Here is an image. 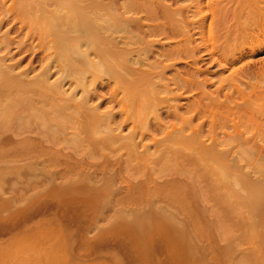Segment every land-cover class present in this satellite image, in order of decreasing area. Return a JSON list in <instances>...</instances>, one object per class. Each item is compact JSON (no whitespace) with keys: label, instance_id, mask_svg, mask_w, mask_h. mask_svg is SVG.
<instances>
[{"label":"bare ground","instance_id":"bare-ground-1","mask_svg":"<svg viewBox=\"0 0 264 264\" xmlns=\"http://www.w3.org/2000/svg\"><path fill=\"white\" fill-rule=\"evenodd\" d=\"M202 1L203 0H195V2H197L196 4H197L198 11H193V12H196L195 15H198L199 18H201V19L199 20L198 18H195L198 20H195V19L192 20V18H191V20H190V17H189V15L187 16V13L189 12L191 5L188 3L190 6L189 5L186 6V4H185V6H180V4H178V0H0V163H2L3 167L5 164H8L9 162L11 164H13V163L15 164V162H16L15 159H17V158H12V157H13V155L16 154V150H20L17 157H20L21 161L23 160L25 162L28 159V164L26 162V165L23 163L22 166L21 165L19 166L20 168L22 167L21 171H23V168H24L23 165L29 166L32 163L31 164V167H33V170L31 168L32 172L35 170H41L43 173V172H45L46 168H44L45 164L43 165L42 162L45 163V161H50L53 157H56V156L58 157L59 155L60 156L62 155V158L65 157V160L67 159L66 157H68V159L70 158L68 160L69 161L68 166H70L69 163L71 164V160H72L71 158L76 159L77 162H80L81 165H83L82 160H84L85 158L83 159L82 156L85 155V153H83V155H81V159H80V155H78V158L75 157L78 153H80L78 150H77L78 153L75 154V151L73 149V153H74L73 154L71 152H67V148H65V150H66V152H65L63 150L64 148L63 149L60 148L61 145L58 147L61 140L63 141L65 139H67V140L69 139V135H71V138H72L71 142L74 138L75 143L77 141V143H76L77 145L82 140V142H84V143L86 142L85 147L87 145V147H86L87 149L89 147L88 145H91L93 148H96L97 152L94 149L91 151L92 157L89 154H86V157L90 156V162H89L90 165L92 164L91 158L93 159V152L94 151L97 154H100L101 153L100 148H102V147L107 148L108 147L106 149L108 151L110 149L109 148L110 145H112V146L114 145V148H115L119 144L118 148L120 151L117 148L113 149V147L111 146L112 147L111 152L114 150H118V152L115 153V155H117L119 152H121V150L124 149L126 152L125 155L127 154L126 155L127 157L125 156V158H127L128 162H130V163L135 162V165L138 163V165L140 164V166H141V162H142V165H143V163H145L144 165L146 168L148 166L146 164L149 161V158L151 157V159H152V155H153V157L154 156L157 157V155L159 154L160 156L157 157V160L155 159V157L152 159V160L155 159L154 160L155 162L157 161L156 164L158 165V168L161 165L160 169L162 170V168H163V171H165L164 166L167 167L170 165L169 168H172L171 170H173V174H172V172L170 174L171 176L167 174V176H170V178L164 177L165 179H163L161 177V179L158 178V181H157V179L153 178V176H152L153 174L150 172V170H149L150 173L147 172V174L149 175L148 178H145V177L142 178L140 176V178H142L143 180L138 181L139 177L137 176L138 182L135 184H133V183L131 184L137 188L136 189L133 188L132 190L138 189L142 193L145 192V194H147V196H149V198H147L148 203L151 199H154V197L156 198L157 196H160V198L162 196L161 199L163 201H165L163 203L164 204L167 203V205L168 206L170 205V207L174 206V205H175V207H177L180 204V202L182 205V203H183L182 200L186 199L185 201H187L188 198L189 199L192 198V200L191 201L189 200V201L193 204V202H192L194 199L193 197L194 196L198 197V195H199V197H198V200H199L200 199V192L197 195L193 190H189V188L186 189L185 191L183 190V192H181L182 188L180 189V186L184 185L185 181L189 182V185L191 183L190 181H191L192 176H190V174H189L190 181H188L189 180L188 178L185 179L187 173H189V169L187 167H190V166L193 167L194 166V168L196 170L198 166L201 169L202 166L204 165L203 170L207 171V172L206 173L203 172V175H204V173L209 175L208 176L209 181H207V179H206V181L205 180L204 181L208 183L207 184V186H208L209 182H211L210 181V177H211L214 192H216V191L218 192L219 190L221 191L220 192V198L222 200V198L225 197L224 198L225 202H227V200H228V202L230 201V204H232V206L230 205V209H232L234 206L235 210L238 211V209H239V212H240V209L242 210L244 208V207L241 208L242 206L239 208L237 207V206H240V204L238 205V203L240 201L241 205L245 206V210H244L245 214H247L249 211V214L250 213H252V214L256 213V215H260L261 219H259V220H262V217H263L262 223L264 224V196L262 195V194H264L262 192V186L263 185L259 186L258 185L259 182L258 183L253 182L252 181V179H254V178H252L253 176L251 177L252 179L248 178L251 174L248 173L249 171L246 173L247 169H244L245 163H246L247 167H249L250 164L253 163V161H254L253 157L257 156L259 158V157L264 156L263 144L261 146L258 145L256 143V140L254 139L255 134L250 135L251 134L250 129L252 130L251 127L256 126V129H258L257 126H260V127L262 126V128L264 127V115L261 113L262 111H264L263 110L264 108L261 107L258 110V108L254 107V105H256V102L258 100L257 99H255V100L251 99L248 93L247 94H248L249 98H247L246 93L244 95V90L242 88H240L239 84L237 83V80L240 81V79H239L240 77L237 76L238 74L235 75V77L237 76L238 79L237 78L234 79L235 77H233L235 72H238V69H237V71H234L233 75H232V71H233V69H232L231 72H229L230 76L228 75L227 77L223 78L224 80L222 79L223 82H221L222 81L221 78H219V76L216 75L218 78V81H220V83L216 86H215V84H212V82H210L211 78H209V76L217 70L216 69L215 71H212V73H211L212 63L216 62L219 64L220 67L222 66V68L223 67L225 68V66H227L226 64H228L229 62L227 59H224L222 57H225L227 55L228 50L226 52V49H225V55H224V52H223V54L221 52V55H223V56L220 55V52L218 55V52L216 53V51H218L219 49H220L219 51H222L224 49V47L222 45L223 48L221 50V48H219L218 45H220V43L222 44V42L220 41V43H219L217 41L218 42V45H217L218 49H216V46L214 45L215 43L213 44L214 41L212 40L213 41V42L211 41L212 43L209 42L211 44L210 46L212 47V48H210L211 50H209V52H210L209 56L210 57L205 58V56L203 55V51L204 50L208 51L207 48L209 49L210 46L208 47V45L204 44V42L196 43V41H195L196 39L194 37L195 34L193 33L194 29L196 27H199L200 28V30H199L200 34L203 35L202 32L204 30V25L207 24V22H206L207 20L205 21L206 17L205 16L200 17L201 16L200 14L202 12V10H201ZM247 1L239 2L237 5H232L230 3L232 6L229 7V10H231V12H233L232 9L234 11L239 10L241 12H244V11L247 12L248 11V13H249V11L250 12H254V11L259 12L260 11L259 12L260 14L262 13L261 11H264V4H263L264 0H262V1L259 0L262 3L257 2L258 0L248 1V2ZM180 2L182 3V1H180ZM188 2L191 3V1H188ZM227 2H229V1H227ZM224 3L222 5V0H220V2H218V5L220 6L219 11L225 12V10H226L228 12L229 10L226 9L228 7L227 3L226 4H224ZM191 4H193V3H191ZM233 4H234V2H233ZM211 5H213V4H211ZM194 6H195V4H194ZM234 6H236V7H234ZM207 7H208V5H207ZM214 7H216V9L218 8L216 5ZM190 10H192V9H190ZM213 10L214 9L212 8L213 18L218 19V23H219V24H217V25H219L218 28L219 29L221 28L220 30L222 31V34L224 35L225 42L228 43L227 38L232 33V27L233 28H238V27H234L235 24H233L232 22H231L232 24H230V23L227 24L229 21H228L226 15H229L231 13L226 14V15L224 13L225 16L222 17V15H221V17H222L221 18V17L217 16V14L220 15V13H218L217 10L216 11H213ZM210 11H208V12H210ZM195 15H194V17H196ZM202 15H203V13H202ZM235 15H237V13ZM256 15L257 14L255 13V16ZM179 16L181 18H179ZM230 18H229V20H230ZM253 19H254V17H253ZM211 20H212V18H211ZM236 20L238 21V19H236ZM251 20H252V18H251ZM251 20L247 21V22L252 23ZM230 21H232V20H230ZM247 22H244V28H245V25ZM256 22H257V20H256ZM173 23H175V25H173ZM259 23H260V21H259ZM252 25H254V24H252ZM175 27L180 28V32L182 31V33H183V36L181 35L182 38H180L181 40L180 41L176 40V41H178L176 45H172V43H171L172 41L170 42V41L165 40L167 42H165V41L163 42L161 39L151 38V37H155V36L157 37V35L160 34V36L163 35V37L170 40L176 36V32H175L176 30H174ZM252 27L253 26H251V28ZM246 28H248V27H246ZM209 31H210V29H209ZM240 31H242V34H243V28H242V30L240 29L238 31L240 34H238V32H237V35H240V37L236 36L238 38H241V32ZM180 32L178 33V38H179ZM211 32H212V30H211ZM246 32L247 31L244 30V35H246ZM216 33L218 34L219 31L217 30ZM254 33H256V31ZM212 34H213V32H212ZM222 34H221V36L223 37ZM262 34H264V33H262ZM214 35H213V37H214ZM232 35L234 37V32L232 33ZM251 35H252V33H251ZM247 36H249V34H247ZM199 37H201V36H199ZM202 37H204V36H202ZM236 37L232 38V39L236 40ZM254 37L255 36H253V38L250 40L248 37V40H249L248 42L250 44L249 50H251V51L255 49L254 48L255 42L252 41L254 39ZM183 39L186 42L185 43L186 48L183 49L184 48V46H183L182 50L183 51L186 49L187 50H186L185 54L183 52V57H182V54L180 53L181 48L179 49V46H180L179 44L182 43ZM226 39H227V41H226ZM242 39H240L239 43H241ZM244 39H246V37ZM244 39H243V41H244ZM218 40H219V38H218ZM230 40L231 39L229 38V41ZM207 41H209V40L207 39ZM236 41L238 42V40H236ZM250 41H252V42H250ZM262 41L260 43H262ZM169 42L171 43V45L169 44ZM166 43H168V45ZM205 43H206V41H205ZM244 43H245V41H244ZM159 44L164 47V49H163V47H161L162 51H161V49H159L160 51H158V47L156 48V46ZM165 44L167 47H165ZM15 45H16V48L14 47ZM235 45H238V43ZM241 45H243V43L240 44V47H241ZM227 46L228 45H226V47ZM220 47H221V45H220ZM231 47H232V45H231ZM244 47L245 46H243V48L241 47V49H238V52H237L238 57L234 54L235 48L233 50V47H232V50H233L232 54L234 57L236 56L235 59L237 58V60H238V59L244 58V56L247 52ZM230 49H229V52H230ZM205 51H204V54H205ZM3 52H4V55H3ZM163 52H164V55L160 54ZM1 53H2V55H1ZM18 53L20 54V56H18ZM158 55H163V56L167 57L170 60V62L167 63L169 60L166 59V61H165L166 63H164L162 61V59L158 58ZM17 56H18V58H17ZM163 56H162V58H163ZM14 59H16V63H18V64H19V62L21 64V61L28 59L29 65H30V66L29 65L28 66L32 69L29 70V68L25 67L26 70L24 72H22L23 69H20V70L18 69L19 71L16 72L15 67H17V64L14 62H11L10 64H8L9 63L8 61H10V60L13 61ZM226 60H227V62H226ZM232 60L235 61L233 58H232ZM232 60H231V63L233 62ZM6 61H7V63H5ZM36 61L38 63H40V65H41V69L39 67L40 70L36 69L38 72H35L36 67L33 66L34 65L33 63H35ZM179 62L180 63L183 62V64H184L183 67H180V68L176 67V64H178ZM223 63H225V64H223ZM25 65H27V64H25ZM242 66H244V65H242ZM19 67H20V65H19ZM14 68H15V70H14ZM238 68H240V66ZM33 70H35V71H33ZM235 70H236V68H235ZM240 70L242 71V69H240ZM30 71H31V76L28 77V73H30ZM32 71H33V75H32ZM169 72L171 73V76L168 75ZM251 72H252V70H251ZM53 74L57 75L55 77L56 79L54 78V79H52L53 81H50L51 79L49 77ZM239 74H240V72H239ZM231 75L233 78H231ZM243 75H244V71H243ZM173 76L176 78L174 79ZM99 80L101 81V87H99V84H98ZM176 80H177V82L175 85H177L178 88L175 89L173 86V83ZM224 81L226 82V84ZM243 81L242 80L240 81V86H241V82H243ZM67 82L68 83L70 82L69 86L71 87L70 88L71 92L67 91L68 93L66 92V89L64 88V85ZM215 83H216V80H215ZM242 85H244V84H242ZM105 87L108 88V91L103 92L102 90H100V88L105 89ZM231 88L234 91H232ZM257 88H258V86L256 87V93H257ZM259 88H258V90H259ZM70 89H69V91H70ZM78 89L81 92L80 96H78V94H76V92L78 93V91H76ZM177 89L179 92L177 91ZM247 89L249 92V86ZM250 89H252V87ZM241 90H243V92ZM262 90L263 89H261V92H258L259 96L253 90V93H254L253 95L254 96L256 95L257 98L261 97L264 94V92ZM235 91H237L238 93L235 94L234 93ZM245 91H246V89H245ZM164 92H166V94L168 96H169V94H172V95L169 97L165 96L164 100H163V96L161 97V93L163 94ZM190 92H192V94H191L192 96L187 95L188 93L190 94ZM121 93H123V96L120 97ZM260 93L261 94L263 93V94L261 95ZM250 95L253 96L252 91H251ZM158 96L162 98V101L167 102V104H166L167 109H166V113L164 116L163 115L160 116V114L159 115L155 114V115H157L156 117L154 116L156 119L155 123L153 122L154 124H151V123H149V121H150L149 117L147 116L148 119L145 117L151 110H153V111H151V114H152V112H155V111L159 113V111H157V107H159L161 100L158 103V101L160 99V98H158ZM190 96H191V98H190ZM125 97L128 99V102H129L128 104H126L124 101ZM182 97H184L185 99H186V97L190 98V102H188L187 100H186L187 102H184V103H187L189 105L187 107V105L185 104L187 108L184 107V105H182L183 103L182 104L178 103V100H180V98H181V100L183 99ZM172 98L177 99V100L174 99V101H176V102H174V104L176 106L174 104L172 105V103L169 102V101H172ZM189 98H188V100H189ZM252 101L253 102L256 101V102L253 103ZM103 104H107L106 105L107 107L106 108L103 107V110H101V107L103 106ZM160 105H162V103ZM249 106L251 108L257 109L258 111H261L260 112L261 115H259V113H258L259 116L257 114L255 115L254 113H257V112H254V111L252 112L251 109H249ZM182 108L187 109L188 112L186 114H183L184 111L182 112V110H181ZM117 113H118V115H117ZM126 126L128 129H130V128L131 129L128 131V134H127V132L125 134H122V131H120V129L122 128L121 130H123V128H126ZM141 126H143L144 128ZM139 128H141V129H139ZM253 132H254V128H253ZM256 132H257V130H256ZM139 134H140V137L138 139ZM78 139H79V141H78ZM56 142H58V143H56ZM64 143H63V145H64ZM60 144H62V143H60ZM69 146L74 147V145H69ZM75 147L77 148V146H75ZM85 147H83V144H81L82 150L81 149L80 150L83 152ZM90 147H89V149H90ZM76 148H75V150H76ZM79 148L80 147L78 146L77 149H79ZM98 148H99V150H97ZM22 149H25V150H23V152L25 151L23 154L21 151ZM34 152H35V155L33 154ZM82 152H81V154H82ZM109 152H110V150H109ZM102 154H105V153L102 152ZM102 154H101V157H102ZM26 155L28 157H30L31 155H33V156L30 159L28 157L26 159ZM119 156H121V155H119ZM21 157H22V159H21ZM103 158H104V156H103ZM117 158H118V156H117ZM11 159H12V162H11ZM115 159H113V160L115 161ZM85 160L87 161V160H89V158H86ZM127 160L125 159V162H127ZM158 160L160 163L158 162ZM55 161H56V159H55ZM76 161H74V163H76ZM107 161H108V159H107ZM121 161H123L122 156H121V160L119 159V162H118L119 164L117 166L121 165V163H122ZM242 161L244 162V165L240 164ZM39 162H41L43 165L41 169H40L41 164H39ZM258 162L259 161H257V164H255V161L253 163V165H256L257 168H258ZM49 163H48V165L46 164V167L49 166ZM80 163H78V164L76 163L77 166ZM97 163L99 166L100 162H97ZM109 163H110V160H109ZM112 163H111V165H112ZM152 163H153V161H152ZM50 164H53L52 161ZM58 164H57V166H58ZM93 164H94V161H93ZM37 165H39L40 167H37ZM54 165H56V163ZM87 165H88V162H87ZM87 165H85L84 167H86ZM90 165H88V166H90ZM122 165H123V163H122ZM122 165L119 168H120V170L122 168V171L124 173ZM171 165H174L177 168H173V166L171 167ZM195 165H196V167H195ZM253 165H252V167H253ZM260 165H261V163H259V166ZM10 166H12L13 171H14V167H15V171L17 170V168H19L18 165H16V166L10 165ZM35 166L37 169L35 168ZM50 166H53V165H50ZM117 166H112V167L117 168ZM126 166L128 167V164H126ZM126 166H125V169H126ZM130 166H131V169L136 168V166L132 167L133 165H131V164H130ZM72 167H74V166H72ZM72 167L70 166V168H67V165H66V168L63 166L62 167L63 169H62L60 166L58 168L60 170H56V168L54 169V167L53 168L50 167L51 169H48V172H49V170H52V169H54L55 172H53V170H52L48 174L47 173H43V174H46L47 176H50V174H51V176L49 177V178H51L50 179L51 183H54V178L56 176L60 177L63 175L65 177V178H63L64 180L65 179L67 180V177L70 178V181H69L70 184L69 185H68V182L65 180V183L68 186L65 184L66 186L64 185L65 186L64 188L69 189V187L71 186L69 191L71 190V192H72V190H73L72 193H74V191L76 192L78 190L80 193L78 195L80 196L81 194H83L84 189L82 192H80L79 189L75 190V188H77V187H75V185H74V187H72L73 186L72 182L73 183L75 182V184H76V182H78L79 179H76V180L73 179V180H75V181H73V180H71V178H73V177L77 178V175L73 176V174H76V173L78 174L79 171L81 172V169L83 167L80 166L81 168L79 170L75 165L76 170L74 167V169H72V171H71L70 169ZM103 167L106 169V164ZM141 167H143V166H141ZM154 167L157 168L156 165H154ZM1 168H2V166H1ZM12 168H11V170H12ZM149 168L151 169V166ZM158 168H157V170H158ZM87 169H88V167H87ZM92 169H94V167ZM105 169H104V171L106 172ZM136 169L138 170V166ZM261 169H262V166H261ZM2 170H3V168L0 171L1 175H2L1 172H3V171L5 172V170H3V171ZM8 170H10V167ZM19 170H17L18 173H19ZM95 170H93V172H95ZM110 170L113 171L114 169H110ZM183 170H185V172H187V173L185 174ZM191 170H192V168H191ZM203 170L201 169L200 172L195 173L196 176L197 177L200 176V178H201V174H202ZM255 170H256V172L258 171L256 168H255ZM13 171L12 172L8 171V172H11L14 174L15 171L14 172ZM73 171H74V173H73ZM85 171H84V173H85ZM117 172H118L117 174L121 175L119 173V171H117ZM25 173H26V171H25ZM25 173L23 171V174H25ZM29 173L31 174V172H29ZM29 173H28V176H29ZM42 173L40 172L41 175H42ZM58 173H60V174H58ZM84 173H83V176H84L83 180H85V175L89 176V174H90V173H88V174L84 175ZM183 173L185 174L184 178H182ZM32 174L35 176V173H32ZM125 174H127V172ZM138 174H143V173H139V171H138ZM150 174H152V175L150 176ZM18 175H20V174H18ZM101 175L102 174H100V176ZM181 175H182V177H181ZM53 176H54V178H52ZM78 176L80 177L79 174H78ZM111 176H110V178H111ZM157 176H158V174H157ZM196 176H195V178L193 176V178H192L193 182L191 184H193L195 182L194 180L197 179ZM11 177H13V176L11 175ZM36 177H38V175H36ZM42 177H43V175H42ZM20 178L23 179L22 175L20 176ZM91 178H89V179H91ZM107 178L108 177H106V179ZM110 178H109V181H107V183L108 182L113 183V180L110 181ZM124 178L126 179V176H124L122 179H124ZM39 179H41V176ZM86 179H87V177H86ZM95 179H97V178H95ZM130 179H132V178H130ZM159 179L161 181H159ZM9 180H10V178H9ZM14 180H16V179H14ZM47 180H48V178H47ZM52 180H53V182H52ZM102 180H105V179H102ZM200 180L201 179L196 180V182L198 183V181L200 182ZM255 180H256V178H255ZM30 181H32V179ZM124 181H130V180L128 179V180H124ZM152 181L154 184H151ZM32 182H34V180ZM44 183H45V181H44ZM58 183L60 184V180ZM79 184H80V182H79ZM91 184H92V182H91ZM118 184L119 183H117V185ZM37 185H38V183H37ZM128 185H129V183H128ZM200 185H202V183ZM43 186H44V184H43ZM57 186H59V185H57ZM60 186L61 187H59V189L61 188V191H64L65 189L62 187V185H60ZM87 186H90V180H89V185L87 183ZM111 186L109 185V187H111ZM197 186H199V184L197 185L195 183L196 189H195V187H193V188L191 187V188L195 189L197 191H201V189H199L200 186H199V188H197ZM52 187H53V185H52ZM102 187H103V185H102ZM102 187H100V189ZM104 187L106 188L105 185H104ZM202 187L204 188V186H202ZM1 188H2V186H1ZM72 188H74V189H72ZM239 188L242 190V192H243V190L245 192L244 193L245 195L241 194L243 196L242 199H241V195H239L241 193V190H239ZM86 189L87 188H85V190ZM110 189H112V188H110ZM206 189H208V187H206L205 190ZM53 190H54V187H53ZM55 190H56V188H55ZM96 190H97V188H96ZM126 190H128V189H126ZM135 190H134V192H135ZM223 190H225V191H223ZM57 191H58V188H57ZM66 191H68V190L66 189ZM202 191H203V189H202ZM226 191H227V194L225 196H223L224 193L222 194V192L226 193ZM86 192H88V191H86ZM89 192H90V189H89ZM89 192L87 194H89ZM206 192L207 193H205L204 196L202 195L203 196L202 199H204V197H205L206 202H207L208 200L206 198V194L209 197V194H208L209 191L206 190ZM217 192L214 193V195H212V201L213 202H214L213 199H215L216 195H218ZM109 193L111 194V192H109ZM121 193H122V191H121ZM125 193L126 192L122 193L123 196ZM91 194H92V191H91ZM91 194H89V196ZM84 195H85V192L80 197L82 198ZM68 196H69V194H68ZM73 196H72V199H74ZM75 196H77V195H75ZM79 196H78V199H79ZM110 196H112V195H110ZM135 196H136V194L134 193V197ZM137 196L139 198V194ZM117 197H119V196H117ZM121 197H122V195H121ZM140 197H141V195H140ZM185 197H187V198H185ZM235 197H237V198H235ZM65 198H67V197H65ZM65 198L61 197L60 200L63 199V201H64ZM69 198H71V197H69ZM160 198H156V200L154 199L155 202L152 200L154 206L162 205ZM210 198H211V196H210ZM218 198L215 199V201L217 200L215 202V204L218 202ZM238 198L240 199L239 201H238ZM123 199H124V197H123ZM158 199L161 202V204H157V202H159V201H157ZM198 200H196V201H198ZM232 200H233V202H231ZM236 200H237V206H236V204L233 205V203H235ZM68 201H70V200L68 199ZM84 201H86V199ZM87 201H89V200H87ZM131 201H135V200H132V198H131ZM78 202H80V200H78ZM93 202H95V201H93ZM125 202L127 204H129L128 199H126ZM138 202L141 203V201H138ZM190 202L189 203L186 202V205L187 204L190 205L191 204ZM201 202H203V201L201 200ZM222 202H221V204H222ZM90 203H91V201H89V204ZM142 203H145V201ZM154 203H156L157 205ZM227 203H226V206H227L226 208L229 209V203H228V205H227ZM46 204H49V203H46ZM132 204H133L132 207L139 208V206H140L139 203H137V205H134V202H131L130 205H132ZM200 204L202 206V203H200ZM223 204H224V202H223ZM145 205H148L147 202ZM150 205H151V201H150ZM153 205L151 206L152 211H153ZM181 205H179V208H181ZM194 205H195V203H194ZM91 206H92V204H91ZM124 206H126V205H124ZM168 206L165 205V208H167V209L169 208V210H170V207H168ZM60 207H61V204H60ZM159 207H161V206H159ZM183 207H186V206L184 205ZM85 208H87V206ZM163 208L164 207H162V209ZM206 208H208V206H206ZM210 208L211 207L209 206L208 210H210ZM221 208L222 207H220V209ZM46 209H47V207H46ZM46 209H45V211H46ZM50 209H51V207H50ZM143 209H144V207H143ZM146 209L148 210V206ZM157 209H159V208H157ZM162 209H159V210H162ZM198 209H200V208H198ZM214 209H215V207L213 206L212 210L215 211ZM227 209H225V210H227ZM233 209H232V211H233ZM247 209H249V210L246 213ZM127 210H128V208H127ZM149 210L151 211V209H149ZM159 210H158V212H159ZM171 210H173V209H171ZM175 210L176 209H174V211ZM180 210L183 211L184 209H180ZM155 211H157L156 208H155L154 212H151V214L152 213L156 214ZM186 211H187V209L185 210V213H186ZM204 211H205V209H204ZM219 211L217 210V212H219ZM129 212L131 213L130 208H129ZM132 212H133V210H132ZM145 212L148 216H150V214H148V211L145 210ZM145 212H144V214H143V212L142 213L139 212L140 216H142V217H143V215L145 216ZM221 212L223 213L224 210ZM228 212H231V211H228ZM159 213L161 216V212H159ZM164 214H166V213H164ZM178 214L179 213H177L176 215L178 216ZM187 214H188V212H187ZM147 215H146L145 219H147ZM222 215L224 217V214H221L220 216H219V214H217L219 219L222 218L221 221L223 220ZM225 215H227V214L225 213ZM140 216H139V219H142V217H140ZM155 216L153 217V215H151V219H150L149 223L151 222V220H153L152 217L154 219L156 218ZM25 217H27V216H24V218ZM133 217L134 216L132 215V218ZM234 217L230 215L229 218L231 219ZM31 218H32V216H31ZM157 218L158 219H156L155 221L158 223V226L160 225L158 222L160 220H161L160 221L161 225H162V221H163L164 222L163 224L164 225L166 224V227H169L168 225L175 226L176 224H179V223H176V220L174 221L173 218H169L165 215L164 216L162 215L161 217H157ZM159 218H161V219H159ZM185 218H187V217L185 216ZM254 218H255V216H254ZM124 220H125V218H124ZM142 220H138V221L140 222ZM186 220H188V218ZM189 220H191V219H189ZM249 220H250V218H249ZM126 221H128V220L126 219ZM131 221H132V219H131ZM145 221L146 220H144V223H145ZM231 221H232V219H231ZM231 221H229V222L231 223ZM236 221H238L237 218H236ZM251 221L253 223H250ZM251 221L249 222V225L251 224L250 226H254V224L256 225V223L253 221L252 218H251ZM139 222H138V224L141 226L142 224H140ZM229 222H228V220H226V223H229ZM133 223L134 222H132V225H133ZM135 223L137 224V222H135ZM146 223H148V219H147ZM226 223H225V225H226ZM234 223H235V221H233L232 225H234ZM262 223H260V224H262ZM186 224L188 225V222ZM196 224H197V221H196ZM210 224H211V226H214V224L213 225H212V223H210ZM220 224H221V222H220ZM222 224H224V223H222ZM257 224H259V222ZM184 225L185 224H183V226ZM187 225H185V226L187 227ZM192 225H193V223H192ZM201 225H202V223H201ZM232 225H230L231 227H229V229L230 228L232 229ZM235 226H236V223H235ZM235 226L233 227L235 230L237 227H238V229L242 228L241 225L236 226V228H235ZM189 227L190 226H188L187 229ZM132 228H133V226H132ZM159 228H160V226H159ZM192 228L195 229L196 227L192 226ZM222 228H223V230L225 229L224 227H222ZM256 228H257V226H256ZM217 229H218V227H217ZM220 229H221V226H220ZM234 229H233V231H234ZM252 229H253V231H252L251 235H253L255 228H252ZM168 230L169 229H167V233H168ZM175 230H176V227H175ZM189 230H190V228H189ZM198 230H199V228H198ZM211 230H212V228H211ZM211 230L209 232H211ZM223 230H222V232H223ZM139 231H140V229H139ZM231 231L232 230H229V233L232 234ZM217 232L220 233L219 235H222L221 231H219V229ZM227 232L228 231H226V234H227ZM180 233H178V235ZM138 234H139V232H138ZM173 234H174V232H173ZM175 234H176V236H175V238H176L177 237V231ZM185 235H186V231H185ZM241 235H243V234L241 233ZM248 235H250V233ZM172 237H174V235ZM141 238H142V236H141ZM191 240L192 239H190V242H193V240L192 241ZM142 241H143V238H142ZM186 244H187V242H186ZM144 245H146V244L144 243ZM262 251H263L262 253H264V250H262ZM184 254H185V252H184ZM253 256H255V255H253ZM189 257H190V255H188V258ZM246 259H247V257H246ZM248 259H249V257H248ZM245 261H247V260H245ZM242 262L244 264H246V262H244V261H242ZM252 262L254 264L253 260H252ZM249 263H250V260H249Z\"/></svg>","mask_w":264,"mask_h":264},{"label":"rangeland","instance_id":"rangeland-1","mask_svg":"<svg viewBox=\"0 0 264 264\" xmlns=\"http://www.w3.org/2000/svg\"><path fill=\"white\" fill-rule=\"evenodd\" d=\"M180 1H182V3ZM180 1L178 0V4H180V6H185V4H186V6H188L189 4L191 5V6L190 5L189 6H190V9H192V10H190L188 8L189 12L187 13V16L189 15L190 20H191V18H192V20L195 19V18H198L199 20L201 19V18H199L198 15H195L196 12H193V11H198L197 4H196L197 2H195V0H193V1L192 0H180ZM188 1H191V3H193V4H191ZM217 1L220 2V0H217ZM217 1L216 0L215 1L214 0H211V1L210 0H203L202 1V3H201L202 12L200 14L201 15L200 17L205 16L206 17L205 21L207 20L206 21L207 24L204 25V30L202 32L203 35L200 34V31H199L200 28L199 27H196L194 29V31H193V33L195 34L194 37L196 39L195 40L196 43L204 42V44H207L208 47H209L211 45L210 43H212L214 41L213 44L215 43L214 45L216 46V49H218V47H219L222 50V48L224 47V49L222 51H219L220 49L218 51H216V53L218 52V55H219V52H220V55H221V52H222V54L224 52V55H225V49H226V52L228 50L227 55L225 57H222V58L227 59L230 64L228 63V64H226L227 66L224 65L225 68L224 67L222 68V66L220 67L218 63L213 62L212 65H211V68H212L211 69V73H212V71H215L216 69L217 70L211 74L212 76L211 75L209 76V78H211L210 82H212V84H215V86H216V85H218L220 83V81H218L217 76H219V78H221V80H222L223 78L227 77L228 75L230 76L229 72H231L232 69H233L232 75L234 74V71H237V69H238V72H235L233 77H235V75L238 74L237 76L240 77L239 78L240 81L244 80L243 81L244 83L241 82V86H240V81L237 80V83L239 84V87L244 90V95L246 93L247 98H249V96H250L251 99H253V100L257 99L258 100V101L256 100L257 102L254 101V102H256V105L253 104L254 107L258 108V110L261 107L264 108V96H263L264 94L262 93L263 94L262 95L260 93L262 96L260 95L261 97H258V98H257L256 95L255 96L253 95L254 94L253 90L256 93V87L257 86H258V88L260 87L259 90L257 88V93H256L257 95H258V92H261V89H263L262 91L264 92V38H263L264 34H262V33H264V13H263L264 11H261L262 13L260 14L259 13L260 11L259 12L258 11L250 12L249 11V13H248V11L247 12L246 11L241 12L239 10L234 11L232 9L233 12H231V10H229L230 6L237 5L239 2L247 1V0H238V1L237 0H234V1L233 0H222V5H223L224 2H225L224 4L227 3L228 7L226 6L227 7L226 9L230 11V12L229 11L227 12L225 10V12H222V11H219L220 10L219 9L220 6L218 5ZM227 1H229V2H227ZM232 1L234 2V4H233ZM248 1H254V0H248ZM261 1L258 0L257 2L262 3ZM194 4H195V6H194ZM209 4L210 5L213 4L214 6L216 5L218 8L216 9V7H214L213 5L210 6ZM207 5H208V7H207ZM211 7L214 9L213 11L217 10L218 13H220V15L217 14V16H219V17H221V15H222V17H224L226 14H229V13L232 14L233 13L232 15L231 14L226 15V17H227V19L229 21L227 24H229V23L232 24L233 23V24H235L234 27H238V28H233L232 27V33L234 32V37H233V35L231 33V35L227 38L228 39V43L225 42L224 35L222 34V31L220 30L221 28L220 29L218 28L219 27V25H217V24H219L218 23V19L213 18L212 8ZM234 7H236V6H234ZM208 11H210L211 13L208 12ZM202 13H203V15H202ZM224 13H225V15H224ZM236 13H237V15H235ZM255 13L258 15V16L256 15L257 17L255 16ZM194 15L196 17H194ZM253 17H254V19H253ZM179 18H181V17L179 16ZM211 18H212V20H211ZM229 18L232 21H230ZM251 18H252V20H251ZM198 19H195V20H198ZM236 19H238V21L239 20L240 21L238 22ZM250 20L252 21V23H248L247 22V21H250ZM256 20H257V22H256ZM259 21H260V23H259ZM244 22H247L246 25H245V28H244ZM252 24H254V25H252ZM173 25H175V23H173ZM251 26H253L254 28L253 27L251 28ZM246 27H248V28H246ZM242 28H243V34H242V31H240L241 32V38H238V37H240V35H237V32L240 29L242 30ZM209 29H210V31H209ZM174 30H176L175 31L176 32V36L174 38L170 39V40L166 39L165 37H163V35L160 36V34L157 35V37L155 36L156 38L155 37H151V38L161 39L163 42L165 40L170 41V42L172 41L171 42L172 45H176L177 42H178L176 40L180 41L181 40L180 38H182L183 33H182V31L180 32V28H178V27L177 28L175 27ZM211 30H212L213 34H212ZM217 30L219 31L218 34L216 33ZM244 30L247 31L246 35H244ZM255 31H256V33H254ZM179 32H180V34H179V38H178V33ZM251 33H252V35H251ZM221 34L223 35V37L221 36ZM238 34H240V33L238 32ZM247 34H249V36H247ZM213 35H214V37H213ZM199 36H201V37H199ZM202 36H204V37H202ZM236 36H238V37H236ZM253 36H255L254 39L252 40L253 42H255V47H254L255 49L253 48L254 50L251 51V50H249L250 49V47H249L250 44H249L248 41L250 39H252ZM235 37H236V40H238V42L235 39L234 40L232 39V38H235ZM245 37H246V39H244ZM248 37H249V40H248ZM206 38L209 41H207ZM218 38H219V40H218ZM229 38L231 39L230 41H229ZM242 38L244 39L245 43H244ZM227 39H226V41H227ZM240 39H242L241 43H243V45H241V47L243 48V46H245L244 48L246 49L247 52H246L244 58L237 60V58L235 59V57L236 56L238 57V54H237L238 49H241V47H240L241 43H239ZM167 41H165V42H167ZM205 41H206V43H205ZM217 41L219 43H220V41L222 42V44L220 43L221 47H220V45H218ZM252 41H250V42H252ZM261 41H262V43H260ZM170 42H169V44L171 45ZM182 43L179 44L180 45L179 49L181 48L180 53L182 54V57H183V52L185 54L187 49L184 50V51L182 50L183 46H184L183 49L186 48V44H185L186 42L184 41V39L182 40ZM237 43H238L239 46L235 45ZM166 44L168 45V43H166ZM166 44H165V47H167ZM217 45H218V47H217ZM222 45H223V47H222ZM226 45H228V46L226 47ZM231 45L233 47V50H234V48L236 50V51L234 50V54L236 55L235 57L232 54L233 50H232ZM14 47L16 48V45ZM157 47H158V51H160L159 49H161V47H163V46H161L159 44V45L156 46V48ZM210 48H212V47L210 46L209 49L207 48L208 51L204 50L205 54H204V51H203V55L205 56V58L206 57L207 58L210 57L209 56L210 55L209 50H211ZM163 49H164V47H163ZM229 49H230V52H229ZM161 51H162V49H161ZM160 54L164 55V52L160 53ZM1 55H2V53H1ZM3 55H4V52H3ZM163 55H158V58L162 59V61L164 63H166L165 61L168 58L163 56ZM18 56H20L19 53H18ZM18 56H17V58H18ZM162 56H163V58H162ZM221 56H223V55H221ZM232 58L235 61H233ZM14 60L13 61L12 60L8 61L9 62L8 64H10L11 62L16 63V59H14ZM227 60H226V62H227ZM231 60L233 61L232 63H231ZM7 61L5 63H7ZM169 62H170V60L167 63H169ZM16 64H17V67H15L16 70L14 68V70L16 72L19 71L20 69H23L22 72H24L26 70L25 67L29 68V70L32 69V68L29 67L30 65H29L28 59L27 60L25 59V60L21 61L22 65L20 64V62H19V64L18 63H16ZM25 64H27V65H25ZM33 64H34L33 66L36 67L35 70L36 69L38 70L39 67L41 69V65L37 61L35 63H33ZM223 64H225V63H223ZM19 65H20V67H19ZM183 65H184L183 62H181V63L179 62L178 64H176V67L180 68V67H183ZM242 65H244V66H242ZM239 66H240V68H238ZM235 68H236V70H235ZM240 69H242V71ZM35 70H33V71H35ZM37 70L35 72H38ZM251 70H252V72H251ZM33 71H32V75H33ZM243 71H244V75H243ZM239 72H240V74H239ZM168 75L171 76V73L169 72ZM232 75H231V78H233ZM30 76H31V71H30V73H28V77H30ZM56 76H57L56 74L55 75L54 74L51 75L49 77L51 80L50 79L49 80L53 81L52 79H54ZM237 76L234 79H236V78L238 79ZM175 78L176 77H174V79ZM215 80H216V83H215ZM223 80L221 82H223ZM98 82L97 83L99 84V87H101V81L99 80ZM176 82H177V80L174 81V83H173V86H174L175 89L178 88L177 85H175ZM226 82H225V84H226ZM69 83L67 82L64 85V88L66 89V92L67 91L71 92V89H70L71 87L69 86ZM242 84H244V85H242ZM248 86H249V92L250 93L248 92V89H247ZM251 87H252V89H250ZM69 89H70V91H69ZM103 89L100 88V90H102L103 92L108 91V88H106V87H105L106 90L105 89L103 90ZM245 89H246V91H245ZM231 90H232V88H231ZM243 90H241V91L243 92ZM76 91H78V93L76 92V94H78V96H80L81 95L80 90L78 89ZM177 91H178V89H177ZM232 91H234V90H232ZM251 91H252V95L253 96L250 95ZM234 93L236 94L238 92L235 91ZM247 93L249 94V96H248ZM191 94H192V92H190V94L188 93L187 95H191ZM171 95L172 94H169V96H171ZM121 96H123V93L120 94V97ZM162 96H163V100H164L165 96L169 97L166 94V92H164L163 94L161 93V97ZM191 96H190V98H191ZM161 97L158 96V98H160L158 103L160 102V100H161L160 104L162 103V105L159 104L160 108L157 107V111H159V113L155 111V112H152V114H151V111H153V110H151L145 117V118H147V116L149 117V119H150L149 123H151V124L155 123V120H156L155 117L157 116L155 114H158V115L160 114V116H162V115L164 116L165 113H166V109H167L166 108V104H167V102L166 101H162ZM182 98H183L182 100H181V98H180V100H178V103L179 104L183 103L182 105H184V107H186V105L188 107L189 105L187 103H184V102H187V101L190 102V98L188 97L189 100H188L187 97H186V99L184 97H182ZM174 99H176V98H172V101H169L170 103H172V105L174 104V102H176V101H174ZM124 101H125L126 104L129 103L128 99L126 97H125ZM106 105L107 104H103V106L101 107V110H103V107L106 108L107 107ZM249 109H251L252 112L253 111L257 112V113H254L255 115L256 114L258 115V113H259V115H261L260 114L261 111H258L255 108H251L250 106H249ZM181 110H182V112L184 111L183 114H186L188 112L187 109H183L182 108ZM261 113L264 115V111H262ZM117 115H118V113H117ZM141 127H143V126H141ZM251 128H252V130L250 129V133H251L250 135H254L255 134L254 139L256 140V143L258 145H260V146L263 144V146H264V127L262 128V126L261 127L257 126L258 129H256V126H253ZM253 128H254V132H253ZM121 129H120V131H122V134H125L126 132L128 134V131L131 128L128 129L127 126H126V128H123V130H121ZM139 129H141V128H139ZM256 130H257V132H256ZM139 137H140V134L138 136V139H139ZM71 139H72L71 135H69V139L68 140L65 139L63 141L61 140L60 143H62V144L59 143L58 147L61 145L60 148H62V149L64 148L63 150L65 152H66L65 148H67V152H71V153H73V149H74L75 154L78 153V151H79L80 153H78L75 156L77 158H78V155H80V159H81V155H83V153H85V155L82 156L83 159L84 158L85 159L89 158V160H87V161L85 159L82 160V164L83 165H81L80 162H77L76 159H73V158H71L72 159L71 160V164L69 163V165L71 167L72 166L75 167V165H76V167L79 170L81 168L80 166H82L84 168V169L83 168L81 169L82 173L80 171L78 172L80 177L78 176L77 173L73 174L74 173V171H73V173H72L73 176L77 175V178L76 177L71 178V180H73V179H75V180L79 179L80 180V181L78 180V182H76V184L77 183L79 184V182H80L79 185L78 184L76 185L75 182L74 183L72 182V184H73L72 187H74V185H75V187H77V188H75V190L79 189L80 192H82L83 189H84L85 195L82 198L80 196H82L84 194V192L80 196L78 195V194H80L78 190L76 192L74 191V193H72L73 190H72V192H71V190L69 191L71 186L69 187V189L66 188L68 190V191H66V189L64 187L67 184L65 183L66 179L65 180L63 179V178H65L63 175H62L63 177L62 176H60V177L56 176L55 178H54V176H55L54 175L52 177V178H54V183H51V180H50L51 178H49L51 176V174H50V176H47L46 174H43V173H47L48 174L52 170H53V172H55V170H54L55 168H56V170H60V169H58L60 166H61V168L63 166L66 168V165H67V168H70V166H68V162H69L68 160L70 158L68 159V157H66L67 161L65 160V157L62 158V155L61 156L59 155L58 156L59 158L56 156V157H53L50 161H45V163L42 162L43 165L45 164L44 168H46L45 172H43V173H42L41 170H35V171L32 172V170H33V167H31L32 163L29 166L28 165L25 166L26 162L28 164V159H27L28 156L26 155V159L27 160L25 162L23 160L21 161L20 157H17L20 150H16V154L13 155V157H12V158H17V159H15V161H16L15 164L14 163L11 164L9 162L8 164H5L4 167H3L2 163H0V171H1L2 168H3V170H5V172L2 170L3 171V172H1L2 175L0 174V188L2 186V188L0 189V264H244L242 261L246 262V264H253L252 260L254 261V264H256V263L257 264H264V255H263L264 253H262L263 252L262 250H264L263 249L264 248V228H263L264 224L262 223L263 217H262V220H259V219H261L260 215H256V213H254V214L250 213L251 214L250 215L249 211H248L249 209L246 210V213H247V211H248V213L245 214V211H244L245 210V206L241 205V203L239 201L240 200L239 198H238V201H239L238 205L240 204V206H237V200H236L235 203H233V205L236 204V206L238 208L241 207V206H242L241 208L244 207L242 210L240 209V212H239V209H238V211L235 210L234 206H233L234 209L233 208L232 209H233V211L234 210L235 211L233 212L232 209H230V205L232 206V204H230V201L228 202V200H227V202L229 203V209L230 210L227 209L226 208L227 207L226 206L227 202H225V200H224L225 197L222 198V200L220 198V192H221L220 190L218 192L216 191L218 193V195L215 194L216 195L215 199L219 197L218 198V202L220 204L218 202L215 204V202L217 200L215 201V199H213L214 200V202H213L212 201V195H214V193H216V192H214V190H213L214 188L212 186L211 177H210V181L211 182H209L208 186H207L208 183L205 182L206 179H207V181H209V177H208L209 175L205 174L207 171L203 170L204 169L203 168L204 165L201 168L203 170L202 174H201V178H200V176L197 177L196 174H195L197 172H200L201 169H200L199 166H198L199 168L197 167V169H196L197 171L195 170L194 166L193 167H191V166L187 167L189 169V173H187V172H185V170H183L185 174L187 173V175H186V177H185L184 173H183V177L181 175L182 178H184V177H185V179L188 178L189 179V180L187 179L188 181H190V176H192V178H193V176H194V178H195V176L197 177V179L194 180L195 182L193 184H191L193 182L192 178H191V181H190L191 182L190 185H189V182L185 181V184L180 186V189L182 188L181 192H183V190L185 191L186 189L189 188V190H193L197 195L200 192V199L199 200H198L199 195H198V197L197 196L193 197L194 198L193 201H192L193 204L190 202L192 200V198H190V199L188 198L187 201H185L186 199L182 200L183 203L181 205V202H180L179 205H181V208H179V205L177 207H175V205L170 207V205L168 206L167 203L164 204L163 202H165V201H163L161 199L162 196H161V198H160V196H157L156 198H160V200L162 202V205H159L161 207H159L157 205V204H161L159 199L157 201H159L160 203L159 202H157V204L154 203L157 206H154L153 202H152V200L153 201H154V199L156 200L155 197H154V199L150 200L151 201V205H150V201H149V203L147 201V198H149V196H147V194H145V192L142 193L138 189L135 190L137 187H134V185H131L132 183L135 184L138 181L143 180L142 179L143 177L148 178L149 175L147 174V172H149V170L153 174V175L150 174V176L152 175L153 178L157 179V181H158V178L161 179V177L163 179L168 178V177L170 178L171 172L173 174V170H171L172 168H169L170 165L167 166V167L164 166L165 171H163L162 167H161L162 170L160 169L161 165L158 168V165L156 164L157 161L156 162L154 161L155 159L157 160V157L160 156L159 154L158 155L156 154L157 157L154 156L155 157L154 160H152L154 158L153 155H152V159H151V157L149 158V161L146 164L148 166L146 168H145V165H144L145 163H143V165H142V162H141V166H143L144 167L143 168V167L140 166V164L138 165V163L135 165V162H132V163L128 162L127 158H125V156L127 154L125 155L126 152H125V150L123 148H122L123 150H121V152L124 155L121 152H119L117 155H115V153L118 152V150H119V148H118L119 144L115 148H114V145L113 146L110 145V147H109L110 148L109 149L110 152H109V150L108 151L106 150L108 148L107 146H106L107 148H105V147L103 148L102 147L103 149L99 147L100 150H101L100 151L101 153L97 154L96 153L97 152L96 148H93L91 145H88L89 147L90 146L91 147H90V149H89V147L87 149L86 148L87 145L85 147L86 142L85 143L82 142L81 139H80L81 142L78 145L76 144L77 141L75 143V139L74 138H73L72 142H71ZM78 141H79V139H78ZM58 142H56V143H58ZM63 143H64V145H63ZM81 144H83V147H85L83 152L81 151L82 150ZM69 145H74V147L69 146ZM75 146H77V148L79 146L80 148L77 149ZM111 146L113 147V149L117 148L118 150H114V151H112L113 152L112 153L111 152V148H112ZM75 148H76V150H75ZM99 148L97 150H99ZM93 149L96 152L95 151L93 152V159L91 158L92 164L90 165V163H89L90 162V156L92 157L91 151ZM23 150H25V149L21 150L22 154L25 152V151L23 152ZM81 152H82V154H81ZM102 152L105 153V154H102ZM33 154L35 155V152ZM86 154H89L90 156L86 157ZM101 154H102V157H101ZM119 155H121L122 158H123V161H121L123 163V165H122V163H121V165L123 167L124 173L122 171V168H121V170L119 168V167H121V165L117 166L119 164L118 163L119 159L121 160V156H119ZM32 156L33 155H31L28 158L30 159ZM103 156H104V158H103ZM117 156H118V158H117ZM22 157H21V159H22ZM54 158L56 159V161H55ZM107 159H108V161H107ZM113 159H115V161ZM125 159L127 160V162H125ZM109 160H110V163H109ZM159 160H158V162H159ZM253 160L255 161V164H257V161H259L258 162V168L256 167V165H253V163H254V161H253V163H251L249 167H247V165L245 163L244 169H247L246 173L249 171L248 173L251 174L249 177L247 176L248 178H251L253 176L252 178H254V179L251 178L253 182H256V183L259 182V184H258L259 186L263 185L262 186V192L264 193V167H263L264 166V156L263 157H259V158L257 156H255V157H253ZM51 161H52L53 164H50ZM74 161H76L77 164L78 163H80V164L77 166V164L74 163ZM93 161H94V164H93ZM152 161H153V163H152ZM11 162H12V159H11ZM87 162H88V165H90V166L87 165ZM97 162H100L101 164L99 163V166H98ZM23 163L25 164V165H23L24 173L26 171L25 174H23V171H21L22 167L21 168L19 167L20 165L22 166ZM42 163L39 162V164H41V167L39 165H37V167H40V169H41L42 166H43ZM48 163H49V166L46 167V164L48 165ZM55 163H56V165H54ZM111 163H112V165H111ZM259 163H261L260 166H259ZM9 164L10 165H14V166L18 165L19 168H17V167L16 168H17V170L20 169L19 173H18L17 170L15 171V167L13 166L14 167V171H15L14 172L12 166H10ZM57 164H58V166H57ZM105 164H106V169L103 167ZM126 164H128V167L130 166V164L133 165L132 167L136 166V168H137V166H138V170L136 168H134V169L132 168L131 169V166L128 168L126 166ZM240 164L244 165V162L242 161ZM50 165H53V166H50ZM85 165H87V166L84 167ZM154 165L157 166L158 170H157V168L154 167ZM252 165H253V167H252ZM1 166H2V168H1ZM112 166H117L118 169L116 167H112ZM125 166H126V169H125ZM150 166H151V169L149 168ZM172 166H173V168H177L174 165H171V167ZM261 166H262L263 170L261 169ZM9 167H10V170H8ZM50 167H52V168L54 167V169L49 170V172H48V169H51ZM74 167H72L70 170L72 171V169H74ZM76 167H75V170H76ZM87 167H88V169H87ZM93 167H94V169H92ZM195 167H196V165H195ZM11 168H12V170H11ZM31 168H32V170H31ZM35 168H36V166H35ZM191 168H192V170H191ZM255 168L258 170L257 172H256ZM104 169L106 170V172L104 171ZM110 169H114V170L112 171ZM93 170H95V172H93ZM8 171H11V172L13 171L14 174L11 173V172H8ZM84 171H85V173H84ZM117 171H119V173L121 175L117 174L118 173ZM138 171H139V173H143V174H138ZM29 172H31V174ZM40 172L42 173L43 177L40 174ZM126 172H127V174H125ZM203 172H205L204 173L205 176L203 175ZM17 173L20 174V175H18ZM28 173H29V176H28ZM32 173H35V176ZM83 173H84V175L90 173L89 176L85 175V180L86 181L83 180V177H84ZM58 174H60V173H58ZM100 174H102V175L100 176ZM157 174H158V176H157ZM167 174L170 175V176H167ZM189 174H190V176H189ZM11 175L13 177H11ZM21 175H22L23 179L20 178ZM36 175H38V177H36ZM40 176H41V179H39ZM110 176H111V178H110ZM124 176H126V179L125 178L122 179ZM137 176L139 177V179H138ZM140 176L142 178H140ZM8 177L10 178V180H9ZM86 177H87V179H86ZM106 177H108L107 178L108 180L106 179ZM47 178H48V180H47ZM89 178H91V179H89ZM95 178H97V179H95ZM109 178H110V181L113 180V183H109V182H108L109 184L107 183V181H109ZM130 178H132L133 180L130 179ZM255 178H256V180H255ZM14 179H16V180H14ZM31 179H32V181L34 180V182L30 181ZM102 179H105V180H102ZM128 179L130 181H124V180H128ZM137 179H138V181H137ZM160 179H159V181H161ZM199 179H201V180H200V182L198 181V183H197L196 180H199ZM59 180H60V184L58 183ZM75 180H73V181H75ZM89 180H90V186H87V183L89 185ZM44 181H45V183H44ZM66 181L68 182V185H69L70 184V182H69L70 178L67 177ZM52 182H53V180H52ZM91 182H92V184H91ZM37 183H38V185H37ZM42 183L44 184V186H43ZM117 183H119V184L117 185ZM128 183H129V185H128ZM195 183L197 185L199 184L200 188H199V186H197V188L201 189V191L195 190L196 189ZM201 183H202V185H200ZM151 184H154L153 181L151 182ZM52 185L54 187V190H53ZM57 185H59V186H57ZM60 185H62V187L65 189L64 191H61V188L59 189V187H61ZM102 185H103V187L105 185L106 188L105 187L103 188ZM109 185L110 186L112 185V186L109 187ZM99 186L102 187L101 188L102 190L100 189ZM202 186H204V188ZM191 187L192 188L195 187V189H192ZM206 187H208V189H209V190L206 189L207 191H209L208 192L209 197L206 194V198L208 200L207 201L208 203L206 202L205 197H204V199H202L204 194L207 193L206 190H205ZM55 188H56V190H55ZM57 188H58V191H57ZM85 188H87V189L85 190ZM96 188H97V190H96ZM110 188H112L113 190L110 189ZM133 188H135L134 189L135 192H134V190H132ZM72 189H74V188H72ZM89 189H90V192H89ZM126 189H128V190H126ZM202 189H203V191H202ZM239 190H241V189L239 188ZM86 191H88L89 194H91V191H92V194H91L92 196L91 195L89 196V194H87L88 192H86ZM121 191H122V193L126 192L125 193L126 195L124 194V196H123ZM223 191H225V190H223ZM109 192H111V194ZM134 193L136 194L135 197H134ZM223 193H224L223 196H225L227 194V191H226V193L222 192V194ZM244 193H245L244 190H243V192L241 190V193L239 195H241V194L243 195ZM68 194H69V196H68ZM138 194H139V198L140 199L137 196ZM75 195H77V196H75ZM110 195H112V196H110ZM121 195H122V197H121ZM140 195H141V197H140ZM242 195H241V199L243 198ZM262 195L264 196V194H262ZM72 196L74 197V199H72ZM78 196H79V199H78ZM117 196H119V197H117ZM210 196H211V198H210ZM61 197L62 198L67 197V198H65L64 201H63V199L60 200ZM69 197H71V198H69ZM123 197H124V199H123ZM131 198H132V200H135L137 203H139V205H140L139 208L132 207L133 204L130 205L131 202H134V205H137V203L135 201H131ZM185 198H187V197H185ZM235 198H237V197H235ZM68 199L70 201H68ZM85 199H86V201H84ZM126 199H128V203L129 204H127L125 202ZM78 200H80V202H78ZM87 200L91 201V203L89 204V201H87ZM143 200L145 201V203H142V202H144ZM196 200H198V201H196ZM201 200L203 202H201ZM93 201H95V202H93ZM138 201H141V203L138 202ZM222 201L224 202V204H223ZM146 202H147L148 205H145ZM186 202L187 203L190 202L191 204L190 205L189 204L186 205ZM221 202H222V204H221ZM231 202H233V200ZM46 203H49V204H46ZM194 203H195L196 206L194 205ZM200 203H202V206H201ZM228 203H227V205H228ZM60 204H61V207H60ZM91 204H92V206H91ZM124 205H126V206H124ZM152 205H153V211H152V208H151ZM165 205L170 207V210H169V208L168 209L165 208ZM184 205L186 207H183ZM86 206H87V208H85ZM147 206H148V210L146 209ZM206 206H208V208H206ZM209 206L211 207L210 210H208ZM213 206L215 207V209H214L215 211L212 210ZM46 207H47V209H46ZM50 207H51V209H50ZM143 207H144V209H143ZM162 207H164V208L162 209ZM220 207H222V208L220 209ZM127 208H128V210H127ZM129 208H130L131 213L129 212ZM155 208L157 210V211H155L156 214L155 213L151 214V212H154ZM157 208L162 209V210H159ZM198 208H200V209H198ZM45 209H46L47 212L45 211ZM149 209H151V211ZM171 209H173V210H171ZM174 209H176V210L174 211ZM180 209H184V210L182 211ZM186 209H187V211L185 213ZM204 209H205L206 212L204 211ZM225 209H227V210H225ZM132 210H133V212H132ZM145 210L148 211V214H150V216H148L146 214ZM158 210H159V212H161V216L165 215V216H167L169 218H173V220L174 221L176 220V223H179V224L175 223L176 224V225L174 224L175 226L168 225L169 227H166V224L164 225L163 221H162V225L163 226L161 225V223H160L161 220H160V221H158L159 224H160L159 225L160 228H159L158 223L155 221L156 219H158L157 217H161L160 213L158 212ZM217 210L218 211L220 210V211L217 212ZM223 210H224V212L227 215H225L224 212L223 213L221 212ZM228 211H231V212H228ZM139 212L140 213L143 212V214L145 212V216L144 215H143V217L140 216ZM187 212H188V214H187ZM164 213H166L167 215L164 214ZM177 213H179L178 216L176 215ZM217 214H219V216L221 214H224V217L222 215V217H223L222 221H221L222 218L219 219ZM132 215L135 218L134 217L132 218ZM146 215H147L148 223H146L147 222V219H145ZM151 215H153V217L155 216L156 218L154 219L152 217L153 220H151V222L149 223V221L151 219ZM230 215L233 216V217L235 216L234 218H231L232 221L229 218ZM24 216H27V217L24 218ZM31 216H32V218H31ZM139 216L142 217L143 220L139 219ZM185 216L188 218V220H186L187 218H185ZM254 216H255V218H254ZM124 218H125V220H124ZM236 218L238 219V221H236ZM249 218H250V220H249ZM251 218L256 223V225L254 224L255 227L254 226H250L251 224L249 225V222L251 221ZM126 219L128 221H126ZM131 219H132V221H131ZM159 219H161V218H159ZM189 219H191V220H189ZM138 220H142V221L139 222ZM144 220H146L145 223H144ZM226 220H228V222L231 221V223L230 222L226 223ZM196 221H197V224H196ZM233 221H235L236 226L241 225L242 228H239V229H238V227L236 228L235 223H234V225H232ZM132 222H134L133 225H132ZM135 222H137V224ZM138 222L140 224H142V225L140 226L138 224ZM187 222H188V225L186 224ZM220 222H221V224L222 223H224V224L221 225ZM258 222H259V224H257ZM192 223H193V225H192ZM201 223H202V225H201ZM210 223H212V225L214 224L215 227L211 226ZM225 223H226L227 226L225 225ZM250 223H253V222L251 221ZM260 223H262V224H260ZM183 224L187 225V227L190 226L189 227L190 230H189V228L187 229V227L184 225L186 227L185 228L183 226ZM230 225H232V229L231 228L229 229V227H231ZM132 226H133V228H132ZM192 226L196 227V228L194 229V228H192ZM220 226H221V229H220ZM234 226H235L236 230L233 228ZM256 226H257V228H256ZM175 227H176V230H175ZM217 227H218L219 231H221L222 235H219L220 233L217 232L218 231ZM222 227H224L225 229L223 230ZM251 227L255 228V230L253 232V235H251L252 231H253V229ZM198 228H199V230H198ZM211 228H212V230H211ZM139 229H140V231H139ZM167 229H169L168 233H167ZM233 229H234V231H233ZM210 230H211V232H209ZM222 230H223V232H222ZM225 230L228 231L227 232L228 235L226 234ZM229 230H232L231 231L232 234L229 233ZM176 231H177V237L175 238ZM185 231H186V235H185ZM138 232H139V234H138ZM173 232H174V234H173ZM178 233H180V234L178 235ZM241 233L243 235H241ZM249 233H250V235H248ZM173 235H174V237H172ZM141 236L143 238V241H142ZM190 239H192L193 242L194 241L195 242L194 243L190 242ZM186 242H187V244H186ZM144 243L146 245H144ZM192 249L193 250L195 249V250L193 251ZM184 252H185V254H184ZM252 254L255 255L256 257L253 256ZM188 255H190L189 258H188ZM246 257H247V259H246ZM248 257H249V259H248ZM245 260H247V261H245ZM249 260H250V263H249Z\"/></svg>","mask_w":264,"mask_h":264}]
</instances>
